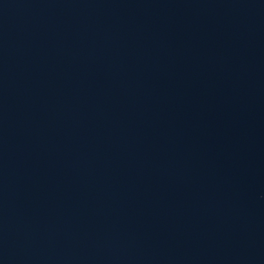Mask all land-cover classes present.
Returning <instances> with one entry per match:
<instances>
[{
  "label": "water",
  "instance_id": "1",
  "mask_svg": "<svg viewBox=\"0 0 264 264\" xmlns=\"http://www.w3.org/2000/svg\"><path fill=\"white\" fill-rule=\"evenodd\" d=\"M0 264H264V0H0Z\"/></svg>",
  "mask_w": 264,
  "mask_h": 264
}]
</instances>
